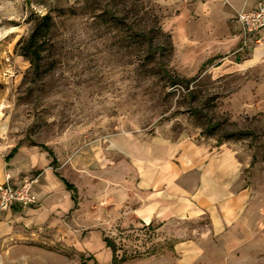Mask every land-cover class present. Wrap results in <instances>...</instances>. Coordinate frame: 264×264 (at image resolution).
<instances>
[{
    "label": "rangeland",
    "instance_id": "1",
    "mask_svg": "<svg viewBox=\"0 0 264 264\" xmlns=\"http://www.w3.org/2000/svg\"><path fill=\"white\" fill-rule=\"evenodd\" d=\"M45 14L51 27L34 74L19 41L29 36L34 16ZM169 18L171 11L151 0H0V118L9 119L18 144L64 156L115 133L158 128L171 139L228 146L243 164L249 198L207 255L212 264H264V101L243 96L240 71L213 74V59L180 55L165 26ZM174 78L189 83L170 88ZM153 230L138 228L141 245ZM134 235L118 240L121 264L142 252L133 248L140 245Z\"/></svg>",
    "mask_w": 264,
    "mask_h": 264
},
{
    "label": "crops",
    "instance_id": "2",
    "mask_svg": "<svg viewBox=\"0 0 264 264\" xmlns=\"http://www.w3.org/2000/svg\"><path fill=\"white\" fill-rule=\"evenodd\" d=\"M171 11L165 20L180 55L213 59V74L240 71L243 96L264 101V47L239 55L233 19L264 0H151ZM234 58V59H232ZM9 119L0 118V186L33 181L36 204L0 211V264H111L108 238L152 227L155 236L122 264H212L214 243L239 220L248 202L243 164L226 145L159 128L152 134L122 132L51 158L18 144ZM16 153L9 159L13 148ZM65 182L75 190H67ZM167 245L169 249H166ZM147 251V252H145ZM138 252V251H137ZM82 262L87 263L86 260Z\"/></svg>",
    "mask_w": 264,
    "mask_h": 264
},
{
    "label": "built area",
    "instance_id": "3",
    "mask_svg": "<svg viewBox=\"0 0 264 264\" xmlns=\"http://www.w3.org/2000/svg\"><path fill=\"white\" fill-rule=\"evenodd\" d=\"M237 48L233 55H246L256 47H264V2L258 1L248 10H240L233 19ZM33 181L23 179L11 184L9 178L0 186V211L17 206L27 208L36 204L32 193Z\"/></svg>",
    "mask_w": 264,
    "mask_h": 264
},
{
    "label": "trees",
    "instance_id": "4",
    "mask_svg": "<svg viewBox=\"0 0 264 264\" xmlns=\"http://www.w3.org/2000/svg\"><path fill=\"white\" fill-rule=\"evenodd\" d=\"M97 1L99 2L100 0H97ZM119 23L122 24V20H120ZM50 27H51V18L48 14H45L43 16H34L33 28L31 30L29 36L27 37V39L19 41V43H21V46H20L21 56L24 57L29 62L30 68L32 69L34 74H38L40 71L43 44L45 42V38L47 36V33L50 31ZM144 36H145V34H143V32H141V33H138L137 35H135V38L139 39L141 42L142 38ZM146 41L148 43V47L152 46L153 39L149 38ZM169 46L171 47V44H169ZM178 82L186 83V84L189 83L188 80H182V79L174 78L171 81L172 85L170 86V88H175V87L182 88V85L176 84ZM40 147L52 159L51 160V166L54 169L56 167V161H55V158L53 157V153L51 152V150L47 149L45 146H40ZM16 149H17V147L13 148L11 150V152L9 153V155L5 159L9 160L16 153ZM65 186H66L67 190H69L73 193V195H72L73 200H76L74 188L71 185L67 184L66 182H65ZM103 241L106 244V247L109 248L112 252L111 264H121L122 259L121 258L119 259L116 256V250H117L116 244L108 238H105ZM79 264H85V263L80 262Z\"/></svg>",
    "mask_w": 264,
    "mask_h": 264
}]
</instances>
